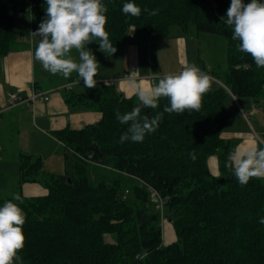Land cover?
Segmentation results:
<instances>
[{"label": "trees", "instance_id": "1", "mask_svg": "<svg viewBox=\"0 0 264 264\" xmlns=\"http://www.w3.org/2000/svg\"><path fill=\"white\" fill-rule=\"evenodd\" d=\"M0 0V57L16 40L14 22L29 13L33 27L46 19V0ZM134 2L139 17L125 16L124 3ZM250 0H244L249 3ZM264 2V0H261ZM108 7L105 26L118 52L130 28L139 37L151 32L168 35L174 25L185 33L219 35L228 42L226 67L205 68L216 87L203 96L199 112L164 113L159 127L142 143L119 142L128 125L116 119L139 105L115 87L83 95L69 93L66 101L99 111V121L81 129L55 133L71 153L93 156L100 165L114 167L135 180L133 195H121L110 183L90 181V170L80 161L75 174L47 173L40 157L21 156L20 185L43 181L48 193L25 197L19 206L26 213L24 264H264V179L252 178L241 186L225 168L228 154L237 146L224 135L229 119V97L250 98L264 108V68L247 53L238 51L232 27L224 23L231 0H102ZM155 9L149 16L143 9ZM194 35V34H192ZM86 47L99 48L96 41ZM181 71V70H180ZM214 82V81H213ZM167 98L156 109L141 106L150 118L163 112ZM97 144L100 154L89 149ZM196 159L192 160L191 155ZM219 158L220 176L209 159ZM84 164V165H83ZM84 173L81 172V168ZM0 199V206L6 200ZM164 208L177 241L163 246ZM105 233L114 241L106 242Z\"/></svg>", "mask_w": 264, "mask_h": 264}, {"label": "clouds", "instance_id": "2", "mask_svg": "<svg viewBox=\"0 0 264 264\" xmlns=\"http://www.w3.org/2000/svg\"><path fill=\"white\" fill-rule=\"evenodd\" d=\"M46 19L33 37H39L33 58L43 69L52 75L61 74L65 79L77 74L76 83L83 80L84 87H96L94 77L98 74L96 57L86 46L98 42L99 50L111 55L117 51L106 31L108 7L102 0H46ZM125 16L139 17L142 9L134 2L124 3L121 9ZM149 16L158 14L157 10L143 9ZM224 23L231 26L232 39L238 40V51L251 56L258 68H264V2L261 0H231ZM76 50L79 62L71 55ZM211 77L196 64H188L175 74H165L150 89L137 86L139 105L121 114L116 110V119L128 125L119 137V142L142 143L146 135L154 133L164 113L183 114L185 111L199 112L203 96L210 90ZM161 98H167L163 112L155 116L141 115V106L156 109ZM264 141L259 144L237 145L227 156L225 168L238 180L241 186L252 178H264ZM195 160L196 156L191 155ZM22 198L14 194L0 206V264H16L22 258L18 255L26 243L23 226L26 213L19 206ZM264 224V217L258 221Z\"/></svg>", "mask_w": 264, "mask_h": 264}, {"label": "crops", "instance_id": "3", "mask_svg": "<svg viewBox=\"0 0 264 264\" xmlns=\"http://www.w3.org/2000/svg\"><path fill=\"white\" fill-rule=\"evenodd\" d=\"M26 2L28 3V1ZM37 29H34L32 17L29 13L17 14L14 22L16 40L11 47V51L6 56L0 57V133L3 134L10 133L6 131H15L16 137L20 138V141L23 142L28 139L31 143L40 144L46 142L50 144V147L51 144L53 147L58 145L62 151H60L61 154L63 153L64 170L60 173L53 174H63L66 172L68 161L64 150L65 146L56 138L55 133L67 127L81 129L99 121L102 117L99 111L94 110L88 105L68 103L66 101V96L69 93L73 92L76 95H83L90 91L99 92L109 87H115L118 92L126 97H137V86L145 91L150 90L163 75H160L161 77H156V80H154V78L149 75L150 73L147 75L141 74L138 70L140 58L138 57L136 48L131 44V46H129V51H127L126 44L124 43L118 52L111 55L100 51L99 48L87 47L96 57L97 62L98 59H102L103 62H98V64L103 71L106 70L105 75L108 74V76L103 75L97 78L94 77L97 82L96 87L87 89L84 87L83 80H81L79 84L75 82L77 80L76 73H72L67 79L61 74L52 75L44 70L39 62L34 60L33 54L39 42V37H33L31 33ZM128 52L131 54L129 71H127L125 67L126 63L124 62V59L128 58ZM71 55L79 62V54L76 50H73ZM116 56H119L117 60L119 61L118 67L113 63ZM112 70L114 74H117L118 72L115 73V70H118V75H111L110 72ZM126 72H129V74ZM215 82H217V80ZM68 85H71L72 90L67 91L64 89L65 86ZM33 92H45L49 95V99L37 100L35 104L24 103L14 107L10 106L9 99L12 93H17L22 97H28ZM232 98L235 101L239 100V98L235 96ZM244 99L243 102H245V107L247 109L249 108L248 112L242 109V105L239 101L238 106L242 110L241 115L248 121L250 116H253L254 113L261 110V108L256 105L253 99ZM224 135L226 138L235 137L239 140H243L239 145L258 142L257 138L249 133L235 132L228 134L224 133ZM209 166L213 174L218 175L219 158L217 155L210 157ZM20 176L21 164L17 185L18 188L22 190L25 183L20 185ZM47 193L48 190L45 194L37 196L46 195ZM20 194L23 195V192L19 193V195ZM6 198L12 197L0 199Z\"/></svg>", "mask_w": 264, "mask_h": 264}, {"label": "rangeland", "instance_id": "4", "mask_svg": "<svg viewBox=\"0 0 264 264\" xmlns=\"http://www.w3.org/2000/svg\"><path fill=\"white\" fill-rule=\"evenodd\" d=\"M194 30L195 28L193 27L192 31L194 33H185L178 25H174L171 27L168 35L151 32L143 37H139L136 35L135 30L130 28L126 36L125 44L127 51H129V46L131 45L136 48V52L140 58L139 72L145 75L150 73L149 75L153 77L154 80H156V77H161L160 75L177 73L182 70L184 66L192 63L196 64L203 71L205 69L204 67H226L228 64L227 39L223 36L203 33L199 38L195 35ZM115 58L113 63L118 67L119 61L117 60L119 56ZM124 60L126 63L125 67L127 71H129L131 60V54L129 52L128 58ZM98 62L101 63L103 61L100 58ZM105 71L99 67L96 78L105 75ZM113 72V70L110 72L111 75H118L119 73L118 70H115V73L118 72L117 74ZM126 73L129 74V72ZM105 76H108V74ZM213 81L214 80L211 79L210 88L216 87V83ZM243 100L245 99L239 98L238 101L242 105V109L248 112L249 108L247 109L245 107V102H243ZM238 101H235L232 97L227 98L225 101L229 119L225 124L224 133H249L257 138V143L259 144L260 141H264V108L256 111L247 121L245 117L241 115L242 110L238 106ZM6 132L10 133H0V198L12 197L14 194H19L21 192H23V195L26 197L45 194L47 190L43 181L25 182L22 190L18 188L17 179H19L21 156L31 154L34 155V159L40 157L43 161V169L45 172L60 173L64 170V158L59 146L55 145L53 147L51 144L50 147V144L46 142L40 144L31 143L28 139L23 142L20 141V138L16 137L15 131ZM228 139L237 145L243 141L235 137H230ZM260 146L264 147V144H260ZM64 150H66L65 147ZM86 159H88V161ZM67 161L66 171L76 175L75 172L79 171L77 167L80 161H82V163L86 164L88 170H90V181L92 184L96 185L102 181L105 183L107 182L117 188L121 195H133L136 185L135 180L131 179L126 174H121V172L115 170L114 167L100 165L95 162V160H90L89 156L74 152L70 154V158ZM80 168L81 172L84 173V169L82 167ZM220 175L221 172L218 169V175L215 176ZM162 210H164V208ZM167 218L164 210L161 225L163 246L170 247L176 243L177 235L172 223ZM103 237L106 239V242L112 243L115 236L113 233H105ZM18 255L21 257L19 253ZM16 264H24L23 259L16 262Z\"/></svg>", "mask_w": 264, "mask_h": 264}, {"label": "built area", "instance_id": "5", "mask_svg": "<svg viewBox=\"0 0 264 264\" xmlns=\"http://www.w3.org/2000/svg\"><path fill=\"white\" fill-rule=\"evenodd\" d=\"M28 2L30 4H32L30 0H28ZM64 89L67 90V91H70V90H72V87H71V85H68V86H65ZM48 99H49V95L46 94L45 92H33L28 97H22L21 95H19L17 93H12L10 95L9 104H10V106L14 107V106H17L19 104H24V103H27V104L33 103V104H35V102L37 100H48ZM89 157H90V160L93 161V156L90 155ZM86 160L88 161V159H86Z\"/></svg>", "mask_w": 264, "mask_h": 264}, {"label": "water", "instance_id": "6", "mask_svg": "<svg viewBox=\"0 0 264 264\" xmlns=\"http://www.w3.org/2000/svg\"><path fill=\"white\" fill-rule=\"evenodd\" d=\"M89 149H90L91 151H93L95 154H100V152H101L97 144H93V145H91V146L89 147Z\"/></svg>", "mask_w": 264, "mask_h": 264}]
</instances>
